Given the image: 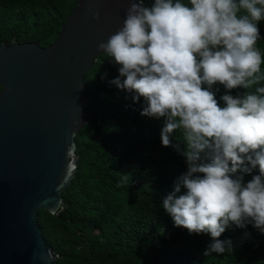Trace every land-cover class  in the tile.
Listing matches in <instances>:
<instances>
[{
	"label": "clouds",
	"instance_id": "9594fccd",
	"mask_svg": "<svg viewBox=\"0 0 264 264\" xmlns=\"http://www.w3.org/2000/svg\"><path fill=\"white\" fill-rule=\"evenodd\" d=\"M262 20L264 0H153L150 7L131 0L122 27L98 44L126 77L111 83L144 98L141 115L165 118L163 146L181 131L187 171L162 207L176 227L210 234L205 256L233 250L231 240L219 239L232 225L264 233ZM217 83L247 91L224 94L222 107Z\"/></svg>",
	"mask_w": 264,
	"mask_h": 264
},
{
	"label": "trees",
	"instance_id": "16d2710c",
	"mask_svg": "<svg viewBox=\"0 0 264 264\" xmlns=\"http://www.w3.org/2000/svg\"><path fill=\"white\" fill-rule=\"evenodd\" d=\"M143 2L150 7L153 0ZM75 6L76 0H0V44L46 47ZM258 28L264 53V20ZM119 67L101 53L83 76L91 103L89 122L74 137L75 175L56 214L36 213L40 235L56 256L51 264H264V233L251 224L226 228L219 239L231 240L233 250L210 256L203 254L210 234L174 225L162 203L187 171L186 142L177 130L163 146L165 118L141 115L144 98L134 100V92L111 83L126 78ZM212 90L222 107L224 94L247 91L229 92L218 83ZM258 174L257 167L244 181Z\"/></svg>",
	"mask_w": 264,
	"mask_h": 264
},
{
	"label": "water",
	"instance_id": "95a60500",
	"mask_svg": "<svg viewBox=\"0 0 264 264\" xmlns=\"http://www.w3.org/2000/svg\"><path fill=\"white\" fill-rule=\"evenodd\" d=\"M131 0H76L46 47L0 44V264H51L36 213L56 214L76 171L75 135L89 122L83 76ZM100 13L98 20L93 19Z\"/></svg>",
	"mask_w": 264,
	"mask_h": 264
}]
</instances>
